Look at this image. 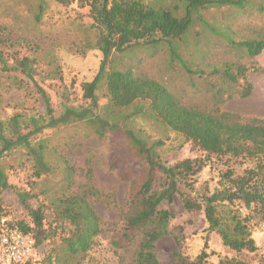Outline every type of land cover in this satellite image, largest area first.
I'll return each instance as SVG.
<instances>
[{
	"label": "trees",
	"instance_id": "16d2710c",
	"mask_svg": "<svg viewBox=\"0 0 264 264\" xmlns=\"http://www.w3.org/2000/svg\"><path fill=\"white\" fill-rule=\"evenodd\" d=\"M57 1L64 6L76 1L82 7L89 6L91 28L95 30L90 48L101 51V63L93 79L82 84L83 98L88 104L77 107L68 104L65 98L59 112L40 83L43 79L38 76L43 70H39L37 58L24 56L0 68V76L9 81L8 87L21 91L27 98L25 104L14 103L18 110L10 117L0 118V191L11 186L8 168L14 166L11 163L14 160L19 166L31 167L32 188L37 186L38 178L54 174L61 167L58 163L63 157L57 145L51 136H44L48 129L83 122L100 137L108 132H121L145 161V176L130 194V212L123 218L122 234L112 240L114 247L135 246L133 264H161L155 246L159 239L171 233L172 218V212L161 208V204L173 202L175 195H180L186 209L203 210L208 230L235 252V256L220 257L219 264H264L252 236L253 224L264 223V119L243 121L234 112L186 105L164 83L137 74L131 68L119 67L124 56L136 47L162 45L172 66L181 67L189 75L205 79L216 76L228 83L230 88L224 90L218 82L209 79L208 86L217 95L228 92L229 99L234 95L247 97L253 85L247 80L248 68L244 64L198 63L194 68L191 48L209 31L231 46L244 49L250 57L259 55L264 50L263 29L236 40L205 14L224 6L238 9L257 6L264 11V0H173L165 4L159 3L162 0ZM57 72L58 68L52 69L46 76ZM235 86L240 87L233 89ZM101 97L106 98L103 105L99 103ZM41 103L44 111L40 110ZM138 118L153 120L166 131L174 132L179 139L177 148L190 143L202 156L166 162L162 158L165 141L153 138L139 126ZM213 160L225 166L218 186L212 192L198 189L197 175ZM244 161H252L253 165L240 172L236 165L243 166ZM65 164L62 172L66 184L61 191L50 193L44 187L40 191L50 202L54 226H47L43 204L34 207L29 203L33 196L30 190L11 186L29 221L17 220L6 229L17 228L32 236L35 246L47 240L52 242L43 264H82L105 230L90 202L93 190L85 186L72 192L73 170ZM242 209L247 212L243 213ZM247 254L259 255L258 261L251 263L243 257ZM208 258L206 250L195 258L178 250L173 264H209Z\"/></svg>",
	"mask_w": 264,
	"mask_h": 264
},
{
	"label": "rangeland",
	"instance_id": "374dc122",
	"mask_svg": "<svg viewBox=\"0 0 264 264\" xmlns=\"http://www.w3.org/2000/svg\"><path fill=\"white\" fill-rule=\"evenodd\" d=\"M169 1L173 0H162L159 3ZM205 16L209 21L226 28L236 40L250 37L254 30H264V11L257 6L246 9L224 6L210 10ZM92 24L89 6L82 7L77 1L64 6L57 0H0V68L24 56L35 57L38 59L39 70H43L38 76L43 79L40 83H43L58 112L62 110L65 98L68 104L77 107L86 105L88 103L83 98L82 84L93 79L102 59L101 51L90 48L95 35ZM205 33L202 41L191 48L193 67L197 68L198 63L213 66H221L225 62L244 64L248 68L247 80L253 85L249 96L234 95L229 99L228 92H224L222 96L217 95L208 86L209 79L218 82L224 90L230 88L229 84L223 83L216 76L205 79L189 75L181 67L172 66L162 45L136 47L124 56L119 67L131 68L137 74L164 83L186 105L234 112L243 121L264 119V50L259 55L250 57L244 49L231 46L220 36L212 35L209 31ZM56 68L59 72L46 76ZM8 84V79L0 76L1 119H7L18 110L14 106L15 102L25 104L27 101L24 93L9 88ZM105 102L106 98L101 97L100 105ZM39 107L44 111L42 103ZM137 121L153 138L165 141L162 158L166 162L174 163L183 158L202 156V152L193 148L190 143L177 148L179 139L175 133L166 131L155 121L142 118ZM44 136H51L53 143L57 145L58 152L63 157V161L59 160L58 163L61 167L58 166L54 174L38 178L37 186L32 188L29 184L31 167L19 166V162L14 160L11 162L14 168H8L10 185L30 190L33 196L29 198V203L34 207L43 204L47 226H54L50 202L40 191L42 187L50 193L61 191L66 184L62 168L68 163L73 170L74 183L71 191L91 187L93 194H90V202L102 219L105 229L82 264H133L135 246L116 248L112 245V240L122 234L125 226L123 218L130 212V194L145 176V161L137 155L128 138L121 132H108L100 137L91 126L83 122L48 129ZM52 158L55 162V158ZM252 165V161H244L243 166L236 165V168L241 172ZM223 169L225 166L217 160L209 162L196 177L197 188L212 192L218 186ZM11 186L0 191V230L3 231L7 230L9 223L20 219L29 221L26 209ZM161 208L172 212L171 233L159 239L155 246V253L161 264H173L174 254L178 250L192 258L206 250L209 253V264H219V259L223 256H235V252L224 246L215 232L208 230L203 210L186 209L180 195H175L173 202L164 201ZM242 211L247 212L245 209ZM261 224L259 222L252 226V236L260 253ZM51 246L52 242L49 240L35 246L33 255L19 264H43ZM243 257L251 263H256L259 259V255L257 257L255 254Z\"/></svg>",
	"mask_w": 264,
	"mask_h": 264
},
{
	"label": "built area",
	"instance_id": "2783aa9c",
	"mask_svg": "<svg viewBox=\"0 0 264 264\" xmlns=\"http://www.w3.org/2000/svg\"><path fill=\"white\" fill-rule=\"evenodd\" d=\"M262 232V255L264 257V223ZM35 240L17 228L4 230L0 234V258L2 264H19L33 255Z\"/></svg>",
	"mask_w": 264,
	"mask_h": 264
}]
</instances>
